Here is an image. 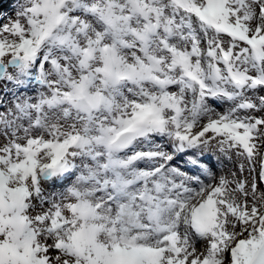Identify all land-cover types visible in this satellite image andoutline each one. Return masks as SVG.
Segmentation results:
<instances>
[{
  "label": "snow or ice",
  "instance_id": "6c2138e0",
  "mask_svg": "<svg viewBox=\"0 0 264 264\" xmlns=\"http://www.w3.org/2000/svg\"><path fill=\"white\" fill-rule=\"evenodd\" d=\"M0 264H264V0H0Z\"/></svg>",
  "mask_w": 264,
  "mask_h": 264
}]
</instances>
